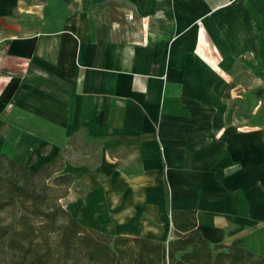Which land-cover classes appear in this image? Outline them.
<instances>
[{"label":"crops","instance_id":"crops-1","mask_svg":"<svg viewBox=\"0 0 264 264\" xmlns=\"http://www.w3.org/2000/svg\"><path fill=\"white\" fill-rule=\"evenodd\" d=\"M261 66L264 0H0V152L59 157L88 228L168 240L166 180L211 244L264 256Z\"/></svg>","mask_w":264,"mask_h":264},{"label":"trees","instance_id":"trees-1","mask_svg":"<svg viewBox=\"0 0 264 264\" xmlns=\"http://www.w3.org/2000/svg\"><path fill=\"white\" fill-rule=\"evenodd\" d=\"M259 69L264 72V66ZM60 171L59 157L31 170L0 152V256L11 253L10 264H264V256L241 247L240 239L215 244L205 239L195 210L170 208L166 180L168 240L113 236L83 226L60 202L72 182Z\"/></svg>","mask_w":264,"mask_h":264},{"label":"rangeland","instance_id":"rangeland-1","mask_svg":"<svg viewBox=\"0 0 264 264\" xmlns=\"http://www.w3.org/2000/svg\"><path fill=\"white\" fill-rule=\"evenodd\" d=\"M40 126V127H42V129L41 130H43V127H45V126H47V124H45V123H37V124H35V126ZM35 129V128H34ZM58 132V133H57ZM54 133H57V134H59V131H55ZM97 157H98V155H95V156H93V157H91L92 158V160H91V162H92V164H96V162H97ZM84 162V161H83ZM89 162V161H88ZM47 183L49 184V185H51V186H53L52 185V181H51V179H49V180H47ZM61 190L62 189H59V191L57 192L58 194L59 193H61ZM60 202H61V204H63V206H66L65 205V202H63V201H61L60 200ZM63 202V203H62ZM171 237V231H170V234H169V238ZM247 250V249H246ZM14 259V256L11 254V253H9V252H6V253H4V254H1V256H0V261L2 260L3 262H5V264H10V262H12V260ZM1 261V262H2ZM83 263L82 264H85L84 263V260L82 261Z\"/></svg>","mask_w":264,"mask_h":264}]
</instances>
